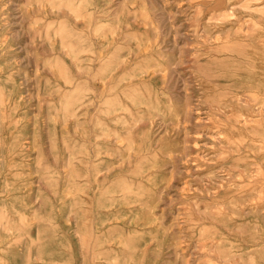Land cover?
Instances as JSON below:
<instances>
[{
    "label": "rangeland",
    "instance_id": "obj_1",
    "mask_svg": "<svg viewBox=\"0 0 264 264\" xmlns=\"http://www.w3.org/2000/svg\"><path fill=\"white\" fill-rule=\"evenodd\" d=\"M0 264H264V0H0Z\"/></svg>",
    "mask_w": 264,
    "mask_h": 264
},
{
    "label": "bare ground",
    "instance_id": "obj_2",
    "mask_svg": "<svg viewBox=\"0 0 264 264\" xmlns=\"http://www.w3.org/2000/svg\"><path fill=\"white\" fill-rule=\"evenodd\" d=\"M247 171V170H246ZM262 172V169H259L258 170V174L257 175H259L260 173ZM244 173H246V172H244ZM248 175V174H247ZM261 191V190H260ZM260 193V192H259ZM261 196V195H260ZM262 197V196H261Z\"/></svg>",
    "mask_w": 264,
    "mask_h": 264
}]
</instances>
